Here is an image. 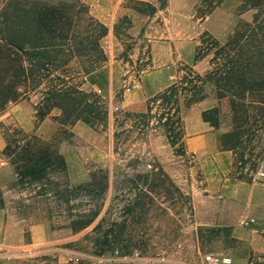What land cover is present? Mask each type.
I'll use <instances>...</instances> for the list:
<instances>
[{"label": "rangeland", "instance_id": "374dc122", "mask_svg": "<svg viewBox=\"0 0 264 264\" xmlns=\"http://www.w3.org/2000/svg\"><path fill=\"white\" fill-rule=\"evenodd\" d=\"M84 1L91 14L109 29L102 42L108 62L87 81H118V84L146 81L148 74L157 71L161 73H157L155 79L159 77L162 81L181 83L188 75H191L189 79L197 81L184 64L194 61L189 44L196 43L199 60L187 66L205 76L211 70L213 56V52L208 51L210 39L226 43L237 34L240 23L251 22L255 14L254 10L240 14V0H223L209 14L210 0H169L164 9L160 8L158 0ZM3 2L0 0V10ZM148 5L156 7L157 12L150 15ZM134 7L145 11L144 14L136 12ZM116 25L121 30L119 37L115 36ZM155 48L163 58L172 56L175 62L154 68ZM216 90L212 84L205 87L207 94ZM218 91L230 101L226 92ZM116 95L114 104L106 100L107 122L96 128L90 126L94 130L93 140L89 137L79 140L72 132L73 126H61L54 118L60 115L58 111L43 120L36 112L35 130L27 132L11 110L23 101L38 104L40 92L0 112V138L3 139L0 158L7 162L0 168V195L6 203V213L0 216V244L11 247H0V264H95L96 257L110 255L116 249L123 254L138 252L151 259V264H174L180 260L197 264L199 253H214L229 259V264H264V219L261 224L248 220L249 224L238 234L231 229L193 226L192 197L202 193L204 183L198 160L187 151L184 118L190 107L184 98L181 100L182 123L171 109L167 111L171 122L165 127L166 120L159 121L163 109L158 103H151L150 115L141 116L148 111H127L121 106V94ZM145 96L148 107L149 99L155 95ZM236 99L241 98L237 96ZM246 105L251 116L246 128L251 131L245 143L235 151L232 176L246 179L264 191V180L256 178L259 171H264L261 146L264 128L257 131L261 123L254 126L253 118L260 116L261 111ZM209 117L221 127L219 111L217 119L215 113H210ZM239 117L244 119L245 114L240 113ZM233 118L231 106L229 119H223L222 129L227 130L228 125H232L233 130ZM20 130L48 143L63 156L66 154L71 167L68 165L63 171L57 166L48 172L46 180L20 184L10 158L4 154L8 140L23 141ZM225 134L218 133L219 146ZM242 156L245 159L240 163ZM82 179L85 180L82 182ZM80 184H93L92 189L96 191L107 185V191L99 197H86L76 187ZM98 207L100 211L95 222L74 234L71 222L77 220L76 216ZM2 223L5 224L3 229ZM37 224L45 225L53 237L46 244L31 247L30 229ZM20 246L24 247L18 248ZM6 253L9 256L4 255Z\"/></svg>", "mask_w": 264, "mask_h": 264}, {"label": "trees", "instance_id": "16d2710c", "mask_svg": "<svg viewBox=\"0 0 264 264\" xmlns=\"http://www.w3.org/2000/svg\"><path fill=\"white\" fill-rule=\"evenodd\" d=\"M168 1L158 0L160 8L164 9ZM240 1V14L254 10L253 20L240 23L237 34L224 44L210 39L211 70L201 76L186 65L188 72L195 74L198 80L194 82L188 75L184 82H173L149 99L148 114H141L150 115L153 111L151 103H158L163 109L159 121L166 120L165 127L171 122L168 112L172 110L182 123V98L191 107L206 98L205 87L212 84L230 96L234 110L233 130L223 136L220 147L233 153L245 143L244 139L251 131L246 128L251 119L246 104L260 109V116L253 117L254 126L261 123L257 131L264 128V0ZM222 2L210 0L207 13ZM3 3L0 10V112L21 100H30L33 94L40 92L41 98L35 107L42 120L58 111L60 115L54 118L63 127H72L77 122L92 128L105 124L109 117L106 100L98 92L86 90L85 85L87 78L108 62L102 44L109 34L107 26L91 14L84 0H4ZM148 6L150 15L157 12L156 7ZM133 9L140 14L145 12L136 7ZM120 31L116 25L115 36L119 37ZM195 60H199V53ZM237 96L242 100H237ZM210 113H215L217 119L218 109L203 114L206 122L217 127L209 117ZM240 113L245 114L244 119L239 117ZM20 133L24 136L23 141L8 140L4 149L20 184L46 180L48 172L57 166L63 171L67 169L66 160L57 149L22 130ZM243 159L244 156L240 157L239 162ZM104 179L107 181L108 176ZM76 187L86 197H99L107 191V185L100 191L93 190V184ZM3 206L0 195V207ZM99 211L98 207L78 214L77 220L71 222L74 234L88 229Z\"/></svg>", "mask_w": 264, "mask_h": 264}, {"label": "crops", "instance_id": "0c3cea01", "mask_svg": "<svg viewBox=\"0 0 264 264\" xmlns=\"http://www.w3.org/2000/svg\"><path fill=\"white\" fill-rule=\"evenodd\" d=\"M189 45H192L193 60L195 61L197 45L194 42ZM158 51L156 48L153 51L152 64L154 68L165 67L175 62L172 56L169 59L163 58ZM179 54L182 58L180 51ZM194 61L189 64L184 62V64L193 65ZM157 73L159 74L161 71L148 74L145 77L146 81L141 82L124 81L122 84H118V81H87L85 87L101 94L110 105L114 104L116 94L120 93L122 108L130 112L144 113L148 111L145 95L154 96L172 84L170 81L159 80V77L155 79ZM131 82H133L132 87H130ZM118 88H122L123 91L121 89L118 90ZM128 88H130L129 92ZM230 108V101L222 92L216 90L213 94L212 92L210 94L206 93L204 100L188 109V113L184 118V133L187 151L192 153L198 160L204 183L202 193L194 194L192 197L193 212L191 217L194 219L193 226L205 229H231L238 234L249 224L248 220L259 224L263 221L264 191L261 187L252 184L246 179L234 178L232 175L234 174L236 155L232 151L223 150L219 146L218 133L232 131V125H228L227 130L222 129L224 126L223 119H229ZM213 109H218L219 111V120L222 119L221 127H215L203 119V114ZM11 112L27 132L35 130L36 111L33 103L28 101L20 102L12 108ZM72 132L82 141L88 139V137L93 140V137H95L94 130L81 122H77L73 126ZM2 140L0 138V148L3 146ZM92 140L89 143H92ZM261 146L264 155V134ZM63 157L68 163L67 166L71 167L72 163L68 160V156L64 154ZM256 178L259 179L258 174ZM72 179L74 178L72 177ZM84 180L82 179L81 181L83 182ZM262 185L264 186V184ZM4 206H6V203ZM4 206L0 209V216L6 213ZM4 225L2 223V229ZM30 230L31 247L41 246L52 240V233L47 232V227L43 224L33 225ZM21 239L23 240V238ZM0 247L11 249V247L2 244H0ZM22 247L24 246L18 248ZM199 254L198 259H201L202 254ZM4 255L9 256V253ZM173 263L188 264L184 260L174 261Z\"/></svg>", "mask_w": 264, "mask_h": 264}, {"label": "built area", "instance_id": "2783aa9c", "mask_svg": "<svg viewBox=\"0 0 264 264\" xmlns=\"http://www.w3.org/2000/svg\"><path fill=\"white\" fill-rule=\"evenodd\" d=\"M128 92L130 88L127 89ZM7 165V162L0 158V168ZM259 179L264 178V171L258 172ZM95 264H151L152 260L142 257L138 252L123 254L119 249L111 252L110 255H101L96 257ZM164 261L165 259H161ZM231 261L227 258H222L214 253L202 255L197 264H229Z\"/></svg>", "mask_w": 264, "mask_h": 264}]
</instances>
